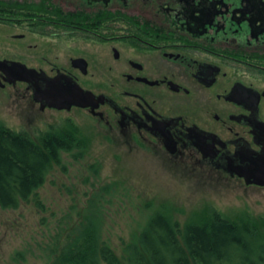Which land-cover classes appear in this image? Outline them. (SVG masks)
<instances>
[{"label": "flooded vegetation", "instance_id": "af4514ba", "mask_svg": "<svg viewBox=\"0 0 264 264\" xmlns=\"http://www.w3.org/2000/svg\"><path fill=\"white\" fill-rule=\"evenodd\" d=\"M0 60L101 97L71 109L196 173L243 181L228 168L259 150L264 0H0ZM16 83L63 111L32 84L0 88Z\"/></svg>", "mask_w": 264, "mask_h": 264}, {"label": "rangeland", "instance_id": "374dc122", "mask_svg": "<svg viewBox=\"0 0 264 264\" xmlns=\"http://www.w3.org/2000/svg\"><path fill=\"white\" fill-rule=\"evenodd\" d=\"M70 123L87 147L79 157L73 156L78 149L62 152L61 163L48 171L35 196L15 208L0 207V264H50L91 214L119 264H130L128 245L138 247L148 219L163 205L181 229L195 213L264 220V186L196 173L191 164L161 158L150 145H135L84 110L41 113L22 83L0 88V124L34 142Z\"/></svg>", "mask_w": 264, "mask_h": 264}, {"label": "trees", "instance_id": "16d2710c", "mask_svg": "<svg viewBox=\"0 0 264 264\" xmlns=\"http://www.w3.org/2000/svg\"><path fill=\"white\" fill-rule=\"evenodd\" d=\"M87 140L68 124L44 133L40 142L0 124V207L15 208L35 196L48 171L61 163V153L79 150ZM37 206H41L38 199ZM94 215V214H93ZM91 214L68 236L50 264H119L101 240L99 221ZM163 205L148 219L138 247L128 245L130 264H264V220L229 219L213 212L195 213L183 226Z\"/></svg>", "mask_w": 264, "mask_h": 264}, {"label": "water", "instance_id": "95a60500", "mask_svg": "<svg viewBox=\"0 0 264 264\" xmlns=\"http://www.w3.org/2000/svg\"><path fill=\"white\" fill-rule=\"evenodd\" d=\"M0 86L17 81L32 84L33 99L44 106L57 110H70L72 106L89 108L92 112L103 102L101 97L82 89L78 84L65 80L60 76L48 78L43 71L26 66L24 63L0 60ZM39 81L44 83L42 86ZM258 151H246L241 155V162L228 168L231 175L243 180L245 185L264 186V123L257 126Z\"/></svg>", "mask_w": 264, "mask_h": 264}]
</instances>
